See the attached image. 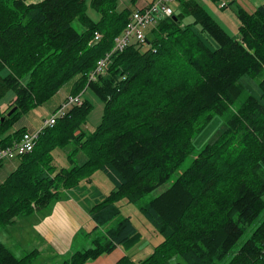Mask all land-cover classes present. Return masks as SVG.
<instances>
[{
	"label": "trees",
	"instance_id": "16d2710c",
	"mask_svg": "<svg viewBox=\"0 0 264 264\" xmlns=\"http://www.w3.org/2000/svg\"><path fill=\"white\" fill-rule=\"evenodd\" d=\"M175 2L144 42L113 51L133 11L120 0H89L97 20L87 0H0V149L19 142L26 132L19 120L73 78L70 95L90 89L103 104L91 130L85 98L42 123L33 149L14 158L0 183V231L47 215L67 193L87 207L95 232L59 264H85L133 243L141 231L129 214L109 224L122 205L135 206L161 239L147 257L125 252L115 264H215L257 219L226 264H264V2L252 11L235 7L237 36L197 0ZM215 123L216 135L183 173L141 202ZM61 152L69 166L57 164ZM37 255L16 256L0 238V264H29Z\"/></svg>",
	"mask_w": 264,
	"mask_h": 264
},
{
	"label": "crops",
	"instance_id": "0c3cea01",
	"mask_svg": "<svg viewBox=\"0 0 264 264\" xmlns=\"http://www.w3.org/2000/svg\"><path fill=\"white\" fill-rule=\"evenodd\" d=\"M29 3L38 2L40 0H26ZM153 0H120V5L127 7L130 10L136 8H143L148 5ZM200 2L212 15L217 19L232 35H238L239 20L235 14V7L241 6L247 11L254 10L258 5L264 2V0H197ZM224 5H221V4ZM88 15L91 19L97 20L98 14L92 10L88 9ZM59 92V91H58ZM57 92V93H58ZM72 94V92L62 93L63 99ZM58 96V94H57ZM13 95H9L8 98L11 99ZM49 108V114L53 109L60 104ZM4 106V105H3ZM31 115H24L19 122L17 127H24L25 131H36L41 125H38L37 121L33 120ZM46 119V118H45ZM42 123V122H41ZM11 164L12 167L9 170L15 168V160H10L3 162L0 165V171L2 167ZM58 165H67L66 155L61 152L58 155ZM104 189V187H102ZM26 219L29 223V230L33 234L38 235L40 241L37 249L39 250V256L44 251L51 249L57 253V262L60 257L65 256L72 250L82 247L84 245L83 239L88 242L87 233L91 236L95 232V223L90 218L87 207L81 203L75 196L65 193L57 202L52 206L50 212L44 216L40 217L36 213L33 215L22 218ZM103 229L99 228L97 232H101ZM7 232V230H5ZM83 235V237H82ZM77 236H80V241L74 244V240ZM125 254L124 249L121 246H116L112 251L102 254L93 261H88L85 264H115L117 259ZM49 259L52 256L48 257Z\"/></svg>",
	"mask_w": 264,
	"mask_h": 264
},
{
	"label": "rangeland",
	"instance_id": "374dc122",
	"mask_svg": "<svg viewBox=\"0 0 264 264\" xmlns=\"http://www.w3.org/2000/svg\"><path fill=\"white\" fill-rule=\"evenodd\" d=\"M89 0H87L88 9H91L89 7ZM174 9V8H173ZM75 26L77 28L79 27V24L75 22ZM73 80L70 82H67L64 86L61 87L59 92L49 101H47L42 106H38L31 111L27 112L25 115L30 117L37 121L38 125H41L43 123L44 118H48L50 116L49 114V108L54 107L57 104V101L61 100L62 102V93L70 92L72 90V87L74 85ZM256 86V85H255ZM258 89V87L256 86ZM80 97L83 99H88L91 106V111L88 116V128L89 130L93 129L101 120L102 116V110H103V104L101 100L90 90H83L80 91ZM77 94V95H78ZM42 122V123H41ZM205 122V118L201 117L196 123L191 125L189 133V137L195 136L198 132L203 123ZM216 123L213 125H210V127L201 135H199L194 143L196 148H192L191 151L188 153V150L185 152L184 160L177 166V171L174 174L170 175L169 182L159 186L154 191L144 195L141 198V202H147L150 199H152L154 196L158 195L160 192L165 190L170 184L171 181L174 180L175 174H181L183 173L184 169L190 164L192 158L197 153V150L203 145V143L212 137H214L217 133V127H215ZM69 148V147H68ZM193 151V152H192ZM13 160V159H12ZM10 161V160H9ZM13 165L7 164L2 167V170L0 171V183L8 176V174L11 172L9 170L10 167ZM67 166H69V163L67 162ZM102 179V178H101ZM103 180V179H102ZM104 185V190H108L111 187L110 182L104 178L102 181ZM123 203V201L121 202ZM121 213L116 216L114 219H112L109 224H113L116 222V220L124 215L129 214L133 223L140 229L141 234L138 238H136L133 243L130 245L121 246V249L125 252H127L133 260L143 259L147 257L152 251H153V245L160 241L161 237L157 234L155 230H153L146 219L141 215L139 210H136L135 206H121ZM129 210V211H128ZM46 216V215H45ZM137 216V218L135 217ZM44 217V216H43ZM262 218V217H260ZM258 223V219L255 221L254 224L250 225L247 229H245L243 235L241 238L236 242L234 247L231 249V252H229L223 259L215 262V264H226L231 256L234 254V252L239 248V246L242 244V242L249 236L252 228ZM29 223H27L26 219H19L15 225L8 227L7 232L1 230L0 231V238L3 240V242L10 248V250L16 255V256H23L26 253H28L31 250L36 249L38 251V255L36 258L33 259V261L29 264H59L61 261H63L65 258H67L74 250L81 249L84 247H88L90 243H87L83 239L84 245L82 247H79L77 249L72 250L70 253L66 254L63 257H60L59 261L57 262V253L51 249L48 248V250L44 251L39 256V250L37 247L39 246V243L41 240H39L38 235L33 234L29 230ZM94 235V234H93ZM97 235V234H95ZM83 237V235H82ZM78 241H80V236H77L74 240V244H76ZM52 256L51 259L48 257Z\"/></svg>",
	"mask_w": 264,
	"mask_h": 264
},
{
	"label": "built area",
	"instance_id": "2783aa9c",
	"mask_svg": "<svg viewBox=\"0 0 264 264\" xmlns=\"http://www.w3.org/2000/svg\"><path fill=\"white\" fill-rule=\"evenodd\" d=\"M173 4L174 0H153L150 4L143 8L134 9L131 12L130 18L122 33L115 38L113 51L124 49L131 42V40L144 42L146 32L155 25L156 21L160 17L172 14ZM221 5L224 4L222 3ZM93 38L94 40H98L100 38V34L95 32ZM110 54L111 52L107 53L103 58L97 61L96 72L104 71ZM79 103H81L80 95H68L57 107L56 111L51 113L50 116L43 121V126L52 125L55 123L56 119L63 117L66 114L67 109L72 104ZM36 135L37 130L26 131L23 133L19 142H17L14 146L0 149V163L12 160L18 155L31 151L33 149Z\"/></svg>",
	"mask_w": 264,
	"mask_h": 264
},
{
	"label": "water",
	"instance_id": "95a60500",
	"mask_svg": "<svg viewBox=\"0 0 264 264\" xmlns=\"http://www.w3.org/2000/svg\"><path fill=\"white\" fill-rule=\"evenodd\" d=\"M12 110H13V109H12ZM12 110H11V111H12ZM11 111H10L8 114H10V113H11Z\"/></svg>",
	"mask_w": 264,
	"mask_h": 264
}]
</instances>
